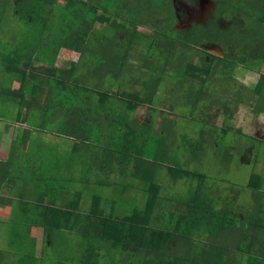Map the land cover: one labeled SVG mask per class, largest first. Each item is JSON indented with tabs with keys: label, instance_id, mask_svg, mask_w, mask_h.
<instances>
[{
	"label": "trees",
	"instance_id": "obj_1",
	"mask_svg": "<svg viewBox=\"0 0 264 264\" xmlns=\"http://www.w3.org/2000/svg\"><path fill=\"white\" fill-rule=\"evenodd\" d=\"M211 1L215 7L204 23L178 30L172 0H0V36L10 39L0 51V120L24 123L35 132L28 143L22 137L12 140L7 159L0 160V206H10L9 246L20 255L16 263L41 264L34 256L41 230L53 239L82 238L79 261L69 264H242L243 259L264 264V191L257 176L246 186L252 211L245 218L216 209L202 184L182 200L162 199L166 208L154 215L159 186L149 180L139 188L148 196L141 207L111 194L92 197L83 213L78 204L62 208L52 202L49 174L56 160L85 158L93 183L104 178V187L113 188L134 160L142 161L152 126L131 116L139 109L151 111L166 80L186 86L181 100L192 112L207 100L208 108L223 105L211 98L214 81H235L242 76L238 70L248 71L256 80L247 92L256 99L245 102L238 90L226 103L235 111L248 105L247 113L264 114V0ZM36 55L43 63L33 64ZM195 56L200 65L192 62ZM37 77L49 84L40 85ZM165 120L167 127L170 120ZM203 128L197 145L189 147L193 155L202 151ZM44 134L72 145L47 142ZM161 140L153 163L165 161ZM96 159L116 164L97 166ZM5 183L10 192L4 193ZM7 193L14 198L5 200ZM54 242L57 252L60 239ZM102 243L112 249L110 262L99 259ZM3 255L0 251V262ZM61 260L52 264H68Z\"/></svg>",
	"mask_w": 264,
	"mask_h": 264
},
{
	"label": "rangeland",
	"instance_id": "obj_2",
	"mask_svg": "<svg viewBox=\"0 0 264 264\" xmlns=\"http://www.w3.org/2000/svg\"><path fill=\"white\" fill-rule=\"evenodd\" d=\"M172 3L177 19L174 27L178 30L186 29L192 24L204 23L215 7L211 0H195L193 6L187 5L182 0H172ZM8 41L10 44L9 38L0 36V51L3 52L8 48ZM206 49L213 53L220 52L215 46H209ZM201 61L199 56H195L192 62L200 65ZM39 63H43V59L36 55L33 64ZM238 72L242 75L241 78L238 77L237 80L231 82L215 80L211 86V91L214 93L211 98L223 103V105L218 104L208 108L210 106L207 100L199 104L192 112L190 107L181 100L186 86H175L168 80L162 82L153 100L151 111L143 108L131 116L137 124H150L152 126L151 132L147 136L142 161L134 160V163L129 167L128 174L126 173L127 176L124 179L120 178V183L113 188L104 187L105 182H108L104 178L100 181L95 180L93 183L92 170L91 166L90 169L87 166V159L69 157L60 159L62 163L56 164L52 168L53 172L49 174L53 177L51 185L55 190L52 202L55 206L62 208H69L71 205L78 204L77 209L83 213L88 211V204L92 202V197L111 194L117 195L119 198L127 197L128 200L135 201L134 204L141 207L147 202L148 196L139 188L143 180H149L159 186L158 196L155 205L152 207L151 215L157 213V209L166 208L162 199L182 200L191 187L202 184L210 192L216 209H229L240 218L248 216L252 211V200L246 186H248L252 176H257L264 191V114L254 116L247 113L248 105L239 107L235 111L233 105L226 103L236 96L238 90L243 91L245 102H252L256 99L253 93L247 92L250 83L256 80V75L248 71L242 73L238 70ZM261 72L264 73V68ZM36 81L42 86L49 84L48 80L43 77H37ZM95 88L107 91L106 88L98 85H95ZM223 108H225L226 115L231 114L229 119L223 115ZM165 119L170 120V125L167 127H165ZM4 121L0 120V160L2 161H5L9 155L10 149L6 146L8 141L10 144L12 140L22 137L27 142L35 133L29 127L19 124L18 121L13 123ZM3 123H5L4 125L7 124V130H3ZM201 126H204L202 135L204 143L200 145L202 151L199 153L196 150L195 155H193L194 151H190L189 147L192 144L197 145ZM169 132L171 134H168ZM3 134H5L7 142L4 141ZM181 135L189 141L188 144L180 138ZM42 138L47 142H57L63 146L72 145V142L67 139H58L48 134L42 135ZM161 139L166 144L163 158L166 162L153 163L152 160L158 153V143L162 141ZM182 148H186V151ZM67 149L63 147V152H67ZM175 158L174 163L177 164H171L170 161ZM73 161L77 164L72 165ZM93 162L97 166L101 163L116 164L115 159L106 162H103V159H96ZM175 166L188 172L189 176L179 175L182 172ZM5 181H7V177H5ZM22 186H26V184L22 183ZM8 187L5 183L4 188H2L4 193L10 192L11 189ZM111 190L113 191L111 192ZM2 197L5 200L14 198L8 193ZM104 206L105 202L101 200L100 207L103 208ZM17 207L20 208L19 205ZM10 219L9 204L5 207L0 206V251L4 254L0 264L10 261V264H18L16 260L20 258L14 246H9ZM64 236L60 234V237L57 235L53 239L52 235L51 237L44 236L41 230L36 233L34 256L40 258L38 261L41 264H52L59 256L62 257L61 262L63 263L69 264L74 263L75 260L79 261L84 247L82 238L76 234H68L67 239ZM59 239L61 243L58 245L61 251L58 248L55 252L54 241ZM98 255L101 263L110 262L113 253L109 244L102 243ZM115 255V257L120 258V255ZM25 262L27 263V260ZM249 262L250 259L242 260V264H249Z\"/></svg>",
	"mask_w": 264,
	"mask_h": 264
},
{
	"label": "crops",
	"instance_id": "obj_3",
	"mask_svg": "<svg viewBox=\"0 0 264 264\" xmlns=\"http://www.w3.org/2000/svg\"><path fill=\"white\" fill-rule=\"evenodd\" d=\"M4 124H5V123H3V126H4V127H3V130H5V129L7 130V128H8V127H7V124H6V125H4ZM19 124L24 125V126L26 127V125H25L24 123H21V122H20ZM3 132L5 133V131H3ZM34 134H35V133H34ZM3 136H4V141L7 142V138H6L5 134H3ZM10 143H11V142H10ZM9 145H10V144H9V141H8L6 146L9 148ZM55 163H56V164H60V163H62V161L59 159V160H56ZM72 164H77V163L72 162Z\"/></svg>",
	"mask_w": 264,
	"mask_h": 264
}]
</instances>
